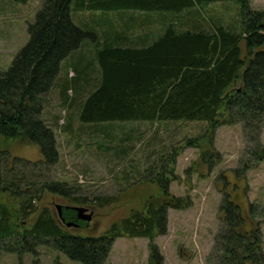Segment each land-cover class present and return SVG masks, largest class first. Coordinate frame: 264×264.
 Masks as SVG:
<instances>
[{"label":"trees","instance_id":"1","mask_svg":"<svg viewBox=\"0 0 264 264\" xmlns=\"http://www.w3.org/2000/svg\"><path fill=\"white\" fill-rule=\"evenodd\" d=\"M228 1L44 0L29 27L28 43L12 66L0 73V196L9 200H0V244L6 250L15 248L20 264L26 253L38 256L37 247L43 244L84 264H103L115 240L123 236L148 238L147 264H164L154 240L168 230V210L188 206L183 204L184 198L170 190L172 179L178 178L175 164L179 148L170 153L166 168L144 171L142 178L149 176L155 181L151 183L156 185V193L147 195L143 208L132 209L99 236L72 233L57 221L50 208L38 207L37 201L43 199L46 190L60 193L69 204H86L89 200L75 187L48 181L43 172L35 173V168L19 173V157L12 156L7 144L9 140L32 143L42 153L43 165L58 161L54 132L41 114L44 96L56 84L63 62L75 74L64 81L61 93L65 103L72 98L67 95L69 89L77 92L82 88L80 80L88 81L86 70L99 68L98 83L77 101L79 122L104 126L129 121H205L206 131L185 141V146L201 151V161L209 162L205 175L222 157L213 145V134L219 126L241 124L249 150L260 144L264 126V9L252 8L249 0H231L242 8V19L236 25L212 17L217 16L214 12L210 17L205 14L211 3ZM122 10L158 14L160 18L154 19H163L164 30L151 42L140 44L150 33L131 42L109 22L103 37L98 30L104 21H97L95 14L91 13L86 22H77L74 17L77 12ZM150 23L151 19L139 21L141 27ZM87 38L95 43L90 45L96 50L92 58L84 55ZM256 158L260 159V150ZM7 160L14 164H5ZM200 165L191 166L187 173ZM249 167L235 168L234 181L225 171L216 178L223 193L218 211L221 228L208 264H264L261 221L246 210L248 205L253 212L256 206L242 202L237 192L242 187L235 183L238 174L246 180ZM227 184L233 186L231 194L226 191ZM95 199L99 206L118 200L112 195Z\"/></svg>","mask_w":264,"mask_h":264},{"label":"rangeland","instance_id":"2","mask_svg":"<svg viewBox=\"0 0 264 264\" xmlns=\"http://www.w3.org/2000/svg\"><path fill=\"white\" fill-rule=\"evenodd\" d=\"M249 1L252 8L264 9V0ZM43 3L44 0H28L25 3L0 0V73L12 66L18 53L28 43L31 36L29 27L35 22ZM206 10L207 17L214 12L217 16L212 17L223 18L227 25H236L239 19H242V8L237 2L228 1L225 7L215 3ZM122 11H85L74 13V17L77 22H86L90 20L91 13L95 14L97 21H104L101 28H98L103 37L109 22L116 31L130 37L131 42H135L141 34L150 33V36L146 34L148 38L141 40V44L151 42L152 38L164 30L163 19H151L150 25L141 27L139 21L145 16L140 11L132 10V15L128 11ZM220 13L223 16L219 15ZM131 17L132 19H128ZM86 42L84 55L92 58L96 50L90 45L95 43L92 38H87ZM62 65L56 84L44 96L41 114L42 120L54 132L58 161L55 164L43 165L40 161L43 158L42 153L35 144L21 140H9L7 144L10 145L9 152L12 156L19 157V173L35 168V173L43 172L48 181L60 182L67 188L75 187L79 195L89 198L86 204L78 205L93 210L94 217L90 226L68 228L70 232L80 236H99L114 222L127 216L132 209L143 208L147 195L156 193V185L151 183L155 181L149 176L142 178L144 171L151 167L159 171L166 168L169 165L170 153L181 148L175 164V175L178 178L172 179L170 190L176 196L184 198L186 201L183 204L188 206L181 209L170 208L168 230L154 240L164 264H208L215 236L221 228L218 211L223 193L220 192L221 183H216V178L221 171H225L227 178L234 181V169L248 164L251 167L246 173V180L237 173L235 183L242 187L237 190L243 201L240 200L244 204L251 202L256 206L253 212L248 205L246 210L261 221L264 251V158L260 161L256 158L257 151L264 148V126L260 144L257 147L252 146L250 150L241 124L219 126L213 134V145L222 157L208 175H205L209 162L200 160L201 151L198 148L185 146L187 139L206 131L205 121H129L104 126L84 124L78 119L77 101L83 100L94 88V84L98 83L99 68L95 66V69L91 68L93 70H86L90 74L88 81L81 79L79 88H82L77 92L73 88L69 89L67 95L72 98L65 103L61 93L64 81L75 74L66 63L63 62ZM87 73H84V77ZM81 76L83 77L82 73ZM26 159L31 162L25 161ZM11 163V160L5 161V164ZM34 164L37 167L31 166ZM198 165L200 167L197 170L187 173L188 168ZM170 177L172 178V175ZM226 186H229L226 191L231 194L233 186ZM108 195L115 196L118 200L106 206H99L95 197ZM42 196L43 199L37 201L38 207L50 208L59 222L56 205L69 204L67 198L49 190L44 191ZM0 200L9 202L6 196H0ZM37 215L38 213L33 215L31 221ZM37 250L38 256L24 254L23 264H84L71 259L52 245L43 244L37 247ZM149 259L148 238L123 236L115 240L103 264H147ZM20 262L15 248L6 250L5 245L0 244V264Z\"/></svg>","mask_w":264,"mask_h":264},{"label":"water","instance_id":"3","mask_svg":"<svg viewBox=\"0 0 264 264\" xmlns=\"http://www.w3.org/2000/svg\"><path fill=\"white\" fill-rule=\"evenodd\" d=\"M260 158H264V148L260 151ZM59 209L62 208V205L57 206ZM67 209L73 210L76 213V221H67L65 217H62V220L67 226L79 227L80 224L77 221L82 223H88L92 220L93 212H88V208L84 206H67Z\"/></svg>","mask_w":264,"mask_h":264},{"label":"flooded vegetation","instance_id":"4","mask_svg":"<svg viewBox=\"0 0 264 264\" xmlns=\"http://www.w3.org/2000/svg\"><path fill=\"white\" fill-rule=\"evenodd\" d=\"M62 205V208L59 209L56 205V209H57V216H58V220L59 222H61L64 226H66L65 222L62 220V217H65L67 221H76V213L73 210L67 209V206H70V204H60ZM93 212V211H92ZM53 213V212H52ZM93 217H94V212H93ZM79 222L80 226L79 227H73L71 226L70 228H83V227H89L91 222L85 223V222H81V221H77Z\"/></svg>","mask_w":264,"mask_h":264},{"label":"crops","instance_id":"5","mask_svg":"<svg viewBox=\"0 0 264 264\" xmlns=\"http://www.w3.org/2000/svg\"><path fill=\"white\" fill-rule=\"evenodd\" d=\"M216 3H220V4H222L224 7H225V5L227 4V3H223V2H216ZM213 4H215V3H212L211 5H213ZM211 5H209V6H211ZM132 11V10H131ZM137 11H140V10H137ZM142 14H143V16H145V18L144 19H154V18H160V16L158 15V14H155V16H152V15H149V14H147L145 11H140ZM128 13L130 14V15H132V13H130V11H128ZM219 15H222L223 16V14H219ZM128 19H132V17L131 18H128ZM140 44H141V41L139 42Z\"/></svg>","mask_w":264,"mask_h":264}]
</instances>
